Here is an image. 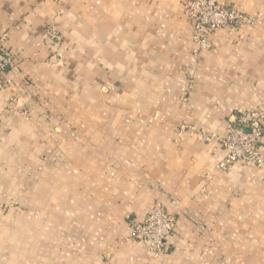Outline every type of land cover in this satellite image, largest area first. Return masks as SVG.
<instances>
[{"label":"crops","instance_id":"1","mask_svg":"<svg viewBox=\"0 0 264 264\" xmlns=\"http://www.w3.org/2000/svg\"><path fill=\"white\" fill-rule=\"evenodd\" d=\"M184 1L0 0V264H264V137L220 172L218 142L174 135L264 113V0H225L258 19L205 50ZM158 208L152 259L130 222Z\"/></svg>","mask_w":264,"mask_h":264},{"label":"built area","instance_id":"2","mask_svg":"<svg viewBox=\"0 0 264 264\" xmlns=\"http://www.w3.org/2000/svg\"><path fill=\"white\" fill-rule=\"evenodd\" d=\"M181 10L191 23V40L198 50L208 49L210 37L220 29L234 30L241 25H253L258 17L243 13L236 5L225 0H185ZM46 35L57 39L53 25H49ZM12 55L0 44V90L4 88L3 74L13 64ZM222 138L204 130L182 124L174 135L180 139L185 134L196 136L204 143L218 142L224 150V157L216 166L220 172L228 171L239 162H253L257 167L263 165L260 144L264 137V113L243 110L229 119ZM129 240L139 242L146 248L152 259H157L166 250V241L174 230V218L158 208L149 212L142 221L130 222Z\"/></svg>","mask_w":264,"mask_h":264},{"label":"rangeland","instance_id":"3","mask_svg":"<svg viewBox=\"0 0 264 264\" xmlns=\"http://www.w3.org/2000/svg\"><path fill=\"white\" fill-rule=\"evenodd\" d=\"M9 208H10V206H8V205H0V213L5 212Z\"/></svg>","mask_w":264,"mask_h":264}]
</instances>
